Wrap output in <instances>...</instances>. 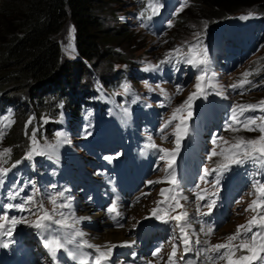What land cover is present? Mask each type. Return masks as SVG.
Returning <instances> with one entry per match:
<instances>
[{"label":"trees","instance_id":"16d2710c","mask_svg":"<svg viewBox=\"0 0 264 264\" xmlns=\"http://www.w3.org/2000/svg\"><path fill=\"white\" fill-rule=\"evenodd\" d=\"M190 1L188 6L207 11L197 30L203 29L206 24L218 25V22L225 17L247 10L254 3L256 5L250 11L259 16L264 23V0ZM248 1L249 4H246ZM102 4L101 0H1L0 105L8 101L12 120L8 130L0 139L1 145L11 149L10 153H6V158L17 159L29 147L27 143L29 133L34 130L36 136L40 135L41 131L47 133L49 131L47 124L54 122L59 109L70 108L72 111L70 113H75L79 111L81 105L93 103L94 100L90 102L85 93L76 95L74 92L69 93L68 96L65 87L74 74L79 73L78 78H81V73L90 70V62L95 57L102 53L110 56L116 52L110 46L119 37L120 31L109 29L112 31L108 32L102 26L99 15L103 9ZM65 19L72 23L74 29L76 53L74 58H67L62 54L57 40ZM175 20L178 25L185 23L182 13L176 14ZM263 32L264 28L256 30L261 44L264 42ZM170 35L166 34L163 39H169ZM169 47L170 44L165 50ZM255 55L257 57L255 56L256 58L245 68L247 72L257 76L261 83L264 78L262 69L264 48ZM256 59L258 63L254 64ZM234 77L239 79L243 76L239 74ZM117 83L118 80L110 82L107 87L114 88ZM252 94L263 95L264 85L260 84ZM243 99L245 98L240 97L239 100ZM26 103L30 104V109L27 108ZM44 115L48 119L47 124L42 123ZM25 119L27 121L31 119V123L28 124V135H25V127H23ZM254 135L253 131L243 128L224 131V136L231 141L254 138ZM216 159L217 156L214 157V160Z\"/></svg>","mask_w":264,"mask_h":264},{"label":"rangeland","instance_id":"374dc122","mask_svg":"<svg viewBox=\"0 0 264 264\" xmlns=\"http://www.w3.org/2000/svg\"><path fill=\"white\" fill-rule=\"evenodd\" d=\"M1 2V0H0ZM103 2L102 4V10L99 12V15L101 16L102 20V26L107 29L108 32L112 31L109 29H118L120 31L119 37L116 39L115 42H113L112 46H110L113 50H116V52L112 53L110 56H106L105 54H100L99 56L95 57L92 62H90V70H87L85 73H81V78H78V74H74L71 81L66 83L65 91L67 95L69 96V93H85L87 99L94 100L95 97H97L94 93L95 90L97 91H104V85L107 87V84L110 82H116L118 81V85L116 86V90L119 91L122 89V85L124 82L130 81L129 78H126L120 81V78L122 76V73L125 72L126 75L129 73V70L135 66V65H146L151 64L155 58L156 55H159L160 53H163L167 45H172L174 43H181L185 40L189 39L190 37L194 36L200 31H203L204 29H207L210 25L206 24V26L201 29L197 30L196 28L201 23V19L203 18V15L207 13V11H201L196 10L193 6H188L190 0H188V3L182 7H180L177 11L179 13H182L183 18L185 19V23L182 25H178V22L175 20L173 21V26L166 32V34H171L169 39H156L149 35H147L142 29L137 27L134 24L133 17L130 15V11L132 10L134 6L133 0H101ZM249 4V1L246 3ZM255 3L251 4V6L247 10H242L241 12L235 13L231 18L235 17H241V16H252L254 15V12H251L250 10L255 7ZM182 9V10H181ZM204 25V23H203ZM243 23H236L234 24L235 27L242 26ZM73 29L72 23L65 19L63 22L58 35L57 40L60 44L62 54L67 58H74L76 56L75 53V47H74V35L73 32L70 33V30ZM236 28L231 29L232 32H236L238 34H245V33H251L253 29L249 26L244 28L243 31L241 30H234ZM175 30V31H173ZM165 34V35H166ZM169 43V44H165ZM260 48V51L264 48V42ZM109 48V47H108ZM257 57V55H255ZM254 54L252 57L245 61L243 65L232 71L231 73H228L226 75L225 82H232L236 81L235 75H241L246 73L248 70L245 68L246 65H249L253 61L254 58H256ZM118 58V59H117ZM121 59V60H120ZM124 59L125 61H122ZM117 60V61H116ZM252 60V61H251ZM258 63V60L254 61V64ZM109 65H111L109 67ZM262 69L264 70V66H262ZM264 72V71H263ZM248 73V72H247ZM100 84V85H99ZM104 88V89H103ZM116 90H113L111 92L112 95L116 94ZM105 92V91H104ZM3 94V93H2ZM103 95H105L103 93ZM239 95H236L235 99H238ZM244 97L246 99H252L254 97H261L259 99H264V94H257L256 96L252 94H242L239 96ZM70 103V101H69ZM25 105V103H24ZM27 108L30 109V104L26 103ZM72 112L70 108H64L61 111V116L59 117V120L61 122L65 121V123H61L59 125L54 123H48L47 117L44 115L42 116V123H48L47 125L50 128V130L45 133V131L39 132L40 135L36 136L37 146H43L44 148L55 146L56 143L63 139L69 142L71 145H73L75 148L78 147L75 143V141L78 139V135L83 132H81V129L83 126L81 125L83 121H87V117L89 114H91L88 109L85 110L83 115L79 118H76V113L73 115L67 114L66 110ZM245 115L250 116H261L262 113L260 110L252 111H245ZM76 119V123L73 122ZM70 120V121H69ZM11 118L9 117V114L7 112H3L0 114V139L3 137V133L8 130V127L11 123ZM25 124L27 122V119L24 120ZM40 121V120H39ZM70 122H72V125L70 126ZM95 125L97 126L98 123L94 121ZM93 123V124H94ZM262 121L257 120V125H260ZM25 124L23 127H25ZM92 124V125H93ZM246 129V128H243ZM34 130V129H32ZM31 130V131H32ZM247 130V129H246ZM254 137L257 139V134L259 130H254ZM60 134L59 136L57 134ZM31 133H29V136ZM29 136L27 137V143L29 147H33L31 140L29 139ZM217 144L214 145V150L217 152V148L221 147V151L219 154L222 156L230 157L229 154V147L231 149H234L235 145L241 144V141L247 140V139H238L236 141L228 140L226 137H221ZM226 139V140H224ZM254 139V138H250ZM1 141V140H0ZM4 149H7L4 145H1L0 143V161H4L6 157V153H4ZM217 156V155H216ZM218 159V156H217ZM216 159V160H217ZM226 159V158H225ZM222 159V160H225ZM256 191V187L252 184L249 188V193L241 200V210L237 209V214H233L231 217V221H228L226 223L221 224L218 227L217 232L214 234L213 243H218L221 240L226 241V238L237 230V227L239 225H243L247 223V221L250 219V213L251 210L245 211L252 203V194ZM155 198L153 196L151 199H143L142 202L138 203L136 208L131 210L130 218L126 220V222L129 224L127 227H130L131 223L136 220V218H141L145 214V208L147 209L149 207V204L152 202V200ZM132 216V218H131ZM95 218V217H93ZM130 220V222H129ZM132 221V222H131ZM96 230H100V228L96 225L94 222V228L92 231L96 232ZM126 234V232H125Z\"/></svg>","mask_w":264,"mask_h":264},{"label":"snow or ice","instance_id":"6c2138e0","mask_svg":"<svg viewBox=\"0 0 264 264\" xmlns=\"http://www.w3.org/2000/svg\"><path fill=\"white\" fill-rule=\"evenodd\" d=\"M184 3H187V0H184ZM149 7H152L154 10V14H157L158 10L160 7H162L161 4V0H152V2L149 4ZM182 10V9H181ZM141 15H143L141 13ZM246 17H241V19H244ZM169 27H172L173 25L171 23H169L168 25ZM74 32V29L70 30V33ZM199 45V39L197 40V42L193 45L189 46V52L192 51L193 47H196ZM173 51L178 52L179 49H175ZM172 56L173 53L170 52L168 54H166V58L165 60L161 61V64L163 63H171L172 62ZM203 59L200 60H196L194 58L191 57H186L183 58L184 61L192 66V67H197L199 68L201 65H205L207 63V49H203ZM177 59H181L179 57H177ZM245 77L248 76V73H244L243 74ZM196 79V83H195V88L196 91L193 92L192 94H190L187 98V100L184 102L183 105H181L179 108H177L173 114L172 119H175V113L176 112H180L184 109L185 106H188V108L190 109L191 107V103L192 100L198 95L201 94L203 92V81L205 79L204 75H197L195 77ZM246 85H250L251 87H255L256 85L251 82V81H244L243 83H239V84H232L231 87L233 90H236L237 88H240L241 91H243L245 89ZM180 91H182V86H178L177 87V92L179 93ZM257 108L260 109L262 115L261 116H250V115H245V111H252L254 112ZM237 109H239V111H237ZM191 115V112L189 111V116ZM257 120L262 121V123L260 125H257ZM31 123V119L29 121L26 122L25 124V135H28V124ZM171 123V120L167 122V124H165V127L168 126V124ZM240 127H244L249 131H254V130H259V132L261 133V135L259 136L258 139H247V140H243L241 141V144L243 145V148H241V144H237L234 147L236 149H239V151H234L233 155L229 161L230 164L233 165H240V164H244L247 161L251 160L253 162L256 163H262L264 161H261V158L264 157V101H260L259 105H237L235 107H233V109L231 110L230 113V118L227 121V129L232 130V131H236L238 128ZM186 131V124L184 122H182V124H177L176 125V144H177V150L179 148V143H180V139L182 138V133ZM58 136L60 135L59 133L57 134ZM29 139L32 142L33 147H31L29 149V151L26 153L24 159L26 160H32L34 158L35 155H43L44 151L43 149H38L37 146V141H36V131L34 130L31 135L29 136ZM218 139H222V138H218ZM213 144H216V140H213ZM259 145V146H257ZM162 152H166V150H160ZM11 149H4V153H10ZM222 154V153H221ZM170 156L174 157L175 152H172L171 154H169ZM218 155V153L213 150L211 152V154L208 156L209 160H212V157ZM240 156V159H237L236 157ZM161 160L165 159L164 155L160 156ZM23 161H16L15 164L12 165V167H16L17 164L22 163ZM172 166V160L169 159L168 160V166L167 168L164 169L166 176L167 175H171L174 177V172H168V169L171 168ZM223 167L225 168V170L228 169L229 165L225 164L223 165ZM10 169L9 168H0V174H3L6 178V174L7 172H9ZM218 171V169H217ZM210 173L209 169H205L204 170V176L201 177V179H205ZM3 181L0 180V183H2ZM150 184H154V183H159V181H149ZM172 183L175 184V180H172ZM253 185L255 187H257V190L260 194V198H259V202L257 200H253L252 203L249 205V207L247 209H245V211H253L256 212V215H253L252 218L247 222V224L245 225H239L237 227V231L234 235L229 236L228 237V241L229 243L227 244H217L211 247V251L214 253H217L218 256L216 257L217 259H221V260H226L227 264H249L250 260H254L259 258L261 261H264V256H259V252H264V181H261L259 179L254 180L253 181ZM166 189H162L161 190V196L164 195V193L166 192ZM59 195L61 197L64 196V193L61 192L59 193ZM199 199H203L202 196H198ZM170 200H174L175 201V206L176 207H182L180 205V201L179 199H176L175 195H172L169 197ZM183 199H186V197H183ZM34 203V200L32 197H26L25 201L22 202L19 205H14V204H6L3 205L2 207L5 210H11L13 208H15L17 211H29L31 214H35L36 211L39 210H43V204L41 203L39 205V209L37 210H33L32 208L29 207L30 204ZM52 203L55 204L56 200L55 198L52 199ZM215 201H212L211 203L208 204L209 208H212V206L214 205ZM70 202H68L67 204H61L60 207L64 208V207H68L70 208ZM199 211V207L197 209ZM116 211V207L115 205H113L112 207H110L108 209L109 213L115 212ZM60 215L62 217V219L60 220H56L53 221V223L59 224L61 226H66V227H71L72 225H69L66 223L67 218L64 217V213L60 212ZM152 215L155 216L158 219H162V217H160L158 215V209L154 208L152 209ZM0 219H3L6 223L10 222L11 227H8L7 229L5 228V223H0V236H11L12 235V231L15 227V225H17L18 223H22L24 222V218H20L17 219L15 217L9 218V216L6 214H3L2 216H0ZM51 220V216L49 215V213L45 210L43 215H40L38 217V219L33 223L32 226H34L36 229H44L47 228L49 225L44 223L45 221H49ZM169 220L175 221L176 222V226L179 229V242L183 244L184 246V250L187 253L188 251H191V245H192V241L189 239V236L186 232V228L189 227V221H188V213L185 212H181L178 215L175 216H170ZM165 223L168 222V220L164 221ZM183 222V223H181ZM257 229V231H253V229ZM203 231V229H201ZM213 231V229L211 227L208 228V232L211 233ZM251 234V235H250ZM84 234L82 232H75L74 236H80L82 237ZM174 239H176L174 237ZM240 239L242 242L238 245H232L231 242L234 240ZM250 241V243L248 242ZM75 240L74 238H70L67 241H65L64 243L59 242L58 240H53L52 243L57 244L59 247H64L65 244L68 243H74ZM195 243H200L199 240H196ZM258 245V247H257ZM0 246L3 247H8V243L7 242H3L0 241ZM48 243L45 244V247H48ZM80 247H84L87 246L88 248H95L96 253H98V255H94L93 259H94V264H114V261L111 260V252H112V248L116 247L115 245H112L110 247H108L107 252H102L100 251V246H95L92 244H89L87 241H83V243L81 245H79ZM127 246V245H125ZM246 248L250 253H252L251 256H241L238 259H233V256L235 255V252L240 250V249H244ZM224 251H221V250ZM177 251V246L176 244H173V248H172V253L171 256L169 257V260H172V257L175 256ZM55 252L56 249H51V254L53 255V257L55 258ZM155 255V253H154ZM75 259V257H73ZM81 264H88V258L87 255L83 256L81 258Z\"/></svg>","mask_w":264,"mask_h":264},{"label":"bare ground","instance_id":"6f19581e","mask_svg":"<svg viewBox=\"0 0 264 264\" xmlns=\"http://www.w3.org/2000/svg\"><path fill=\"white\" fill-rule=\"evenodd\" d=\"M137 206L134 205V208H136ZM133 208V209H134ZM149 208H145V211H148ZM84 212H86V210H83ZM95 218H93L92 223H93V227H94V222L96 223V225L100 228V230H96V232L92 231V229H88L87 227L85 228V233L88 235V237L95 241L98 244L101 245H109V244H113L121 239H123L124 237H129L125 234V229L121 228V229H113L109 226L106 225V220L102 219V215H100V212H97L96 214H94ZM144 216V215H143ZM132 222V221H131ZM133 223V222H132ZM128 224H126L127 226Z\"/></svg>","mask_w":264,"mask_h":264}]
</instances>
